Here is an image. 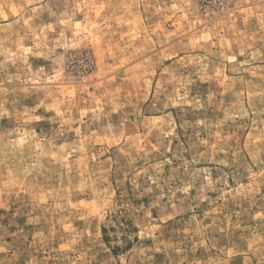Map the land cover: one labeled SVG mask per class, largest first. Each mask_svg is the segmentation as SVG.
Returning a JSON list of instances; mask_svg holds the SVG:
<instances>
[{"label":"rangeland","instance_id":"rangeland-1","mask_svg":"<svg viewBox=\"0 0 264 264\" xmlns=\"http://www.w3.org/2000/svg\"><path fill=\"white\" fill-rule=\"evenodd\" d=\"M0 264H264V0H0Z\"/></svg>","mask_w":264,"mask_h":264},{"label":"trees","instance_id":"trees-1","mask_svg":"<svg viewBox=\"0 0 264 264\" xmlns=\"http://www.w3.org/2000/svg\"><path fill=\"white\" fill-rule=\"evenodd\" d=\"M106 241H107V239H106Z\"/></svg>","mask_w":264,"mask_h":264}]
</instances>
